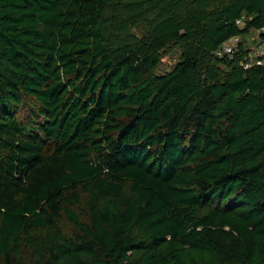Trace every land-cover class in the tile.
Masks as SVG:
<instances>
[{"label": "trees", "instance_id": "trees-1", "mask_svg": "<svg viewBox=\"0 0 264 264\" xmlns=\"http://www.w3.org/2000/svg\"><path fill=\"white\" fill-rule=\"evenodd\" d=\"M260 27L264 0H0V264H264Z\"/></svg>", "mask_w": 264, "mask_h": 264}, {"label": "built area", "instance_id": "built-area-1", "mask_svg": "<svg viewBox=\"0 0 264 264\" xmlns=\"http://www.w3.org/2000/svg\"><path fill=\"white\" fill-rule=\"evenodd\" d=\"M244 19V15L241 14L239 15L237 18H235L234 22L236 25H241ZM262 27H260L259 29H257L256 31H252V33H254V37L256 38V45L253 47L251 46V42L253 40V38L251 37V35H249L250 39L249 41H246L247 43V47H248V59H241L239 61V64L243 67L246 68L248 67L251 63H261L263 62L262 59L258 58V59H254L253 57H257L260 56L264 53V42L259 41L258 36H257V32L259 30H261ZM239 36L238 35H231L229 36L227 39H225L218 47H216L213 50V53L216 56H222V55H226L227 57H231L232 53L234 52V50L236 49L238 43H239ZM251 51H254V53L252 54Z\"/></svg>", "mask_w": 264, "mask_h": 264}, {"label": "rangeland", "instance_id": "rangeland-1", "mask_svg": "<svg viewBox=\"0 0 264 264\" xmlns=\"http://www.w3.org/2000/svg\"><path fill=\"white\" fill-rule=\"evenodd\" d=\"M249 34L253 38L250 47H253L256 45V38L254 37V33L252 32L248 33L243 37L245 38L246 41H249L250 39H252L249 37ZM251 53L253 54L254 51H251ZM177 58H178V49L175 46L167 47L165 51H163L161 62L159 63V65L156 67L155 70L159 72L168 69L176 61Z\"/></svg>", "mask_w": 264, "mask_h": 264}]
</instances>
